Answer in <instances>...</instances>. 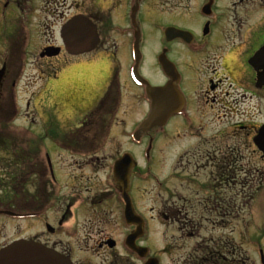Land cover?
<instances>
[{
  "label": "flooded vegetation",
  "instance_id": "flooded-vegetation-1",
  "mask_svg": "<svg viewBox=\"0 0 264 264\" xmlns=\"http://www.w3.org/2000/svg\"><path fill=\"white\" fill-rule=\"evenodd\" d=\"M207 2L208 14H203L202 7ZM189 8L197 21L182 25L181 20L191 14ZM75 17L90 19L96 25L99 43L95 49L99 50L72 54L65 48L61 28ZM137 29L140 74L143 75L142 60L148 58L145 65L150 70L151 63L154 70L162 52L173 68L151 83L164 84L177 73L176 87L183 102L179 112L147 135L148 157L151 162L163 163L158 168L150 165L151 173L161 174L162 178L170 173L169 177L178 179L163 181L164 186L159 182L158 189L166 188L167 192L160 209L147 221L133 202L145 226L142 238H146L151 221L162 217L176 222L175 227L166 225L163 233H170V227L178 232L176 237L206 231L211 243L187 244L198 247L191 254L183 250L176 260L164 264H231L229 260L235 258L241 261L239 264H258L250 247L257 244L261 249L264 244V216L251 218L249 212L240 207L234 211L232 206L249 204V196L242 189L259 190L264 182V63H250L255 51L264 45V0H0V68L4 66L0 110L6 113L2 101L14 92L25 62L39 68L38 79L46 84L60 82L56 65L67 66L74 58L90 57L100 51L105 58L118 61ZM10 60L16 72L10 71ZM119 65H112L116 75ZM127 68L126 62V81L135 88ZM70 78L68 81L74 84V77ZM109 78L112 83L114 77ZM65 82L58 96L60 106L53 107L49 90H37L38 100L26 99L24 109L18 113L24 112L28 119L34 113L41 116L44 105H50L63 131H45L47 122L40 119L34 134L46 135L55 144L60 141L62 148L0 149V248L23 237L56 249L74 264H144L124 242L133 226L123 227L116 221V215L121 217L123 211L120 197L115 191L103 195L101 190L85 185L90 176L83 170L91 171L102 160L89 149L88 141L85 144L89 140L87 133H74L67 124L77 120L81 127L87 125L91 108L103 106L105 92L97 93V97L90 95L93 100L86 101L80 87L74 90ZM17 110L20 107L13 104L10 115H17ZM62 115H71L66 116L68 122L63 123ZM13 134L4 133L2 138ZM89 136L93 140L92 134ZM158 146L160 153L165 151L161 160L155 155ZM70 166L74 169L69 170ZM191 168L190 175L176 173ZM134 174L135 171L130 175V188ZM95 181V186H106L108 182ZM176 185L178 190L172 191ZM186 186L190 189L186 190ZM111 195L117 206L114 217L111 203H104ZM193 204L200 208L195 210ZM211 210L214 216L207 214ZM105 220L113 222L110 229L104 227L108 225ZM121 226L123 231L118 235ZM185 230L187 234L183 235ZM150 234L144 243L152 244L159 237L154 232ZM167 253V246L158 250L163 260Z\"/></svg>",
  "mask_w": 264,
  "mask_h": 264
},
{
  "label": "rangeland",
  "instance_id": "rangeland-1",
  "mask_svg": "<svg viewBox=\"0 0 264 264\" xmlns=\"http://www.w3.org/2000/svg\"><path fill=\"white\" fill-rule=\"evenodd\" d=\"M189 10L191 11V14H187L186 18L184 20H181L182 25H189L197 21L196 20L197 17H195L194 15L191 16L194 13L193 9L189 8ZM104 56H105V53H101L100 51L98 54L95 53L93 56H90V57L85 56V57H80L78 59L74 58L72 60V64L69 63L67 66L62 65V64H65V62L61 63L62 67H60V64H58L55 66V68L57 69V73L59 74L58 78L60 82L50 81L47 84L46 82L38 79L39 75L41 74V72L39 71V68L36 65L34 66L33 63L30 64L29 61H27L28 63L25 62L26 65L22 70L20 78L18 79L17 86L14 88L15 91L18 90V94H19L18 102H20L22 109L24 108V102L26 101V99L31 98V101L38 100L39 94L36 92L37 90H40V91L49 90L50 92L48 93L49 99L51 100V103H53V107L60 106V103L58 102L59 100L58 96L61 94L60 87L61 85H64L63 82L65 81H66L65 85H67V83H70L69 87L74 90H77L80 87L86 101L93 100V98L88 97V96L91 95L92 97H97V93H101L103 91L105 92L106 87L110 84L108 83L110 79L109 76L110 75L112 76L113 74V72L111 71L112 70L111 69L112 59L105 58ZM121 56H124L126 58L124 59ZM121 56L119 60L117 59L118 61L114 60V68L118 64H120L119 69H118V77H119L121 85L123 86L127 85L125 86L127 88L124 89L123 86L119 87L118 83L116 82V84L113 85L110 89H106V90H110L111 92V94L108 96V101H106L105 105L103 104V107L101 108L96 107V108L91 109L89 112L90 125L88 124V125L83 126V129L87 131L86 138L89 140L91 138L89 135L92 134V136H97L100 134L97 137V139L93 138L94 141L92 140L91 144L95 143V139L96 141H100L101 144L96 145V147H94L93 149L91 148V150H95L99 160H102L101 162L100 161H98V163L96 162L95 164L96 167L94 168L91 167L90 168L91 171H89L88 169L83 170L85 174L87 173L86 175L90 176L89 183L85 185L92 187L93 188L92 190H96V189L101 190L103 195L107 193L108 192L107 183H106V186L103 184H99L95 186L94 182H98L95 180H100V182L107 181L108 172L110 170V163L112 159L116 158L120 154V152H122L123 150H127L131 152V154H133V156L137 159L139 168L135 170L136 171L134 174L135 178H133L131 182L132 186L130 188L129 194L131 196L132 201L136 203L137 209L140 210L141 213L146 216L147 214L149 215L155 214L156 211L160 209L159 204L163 201L162 196L166 195L165 192L167 191L165 189L163 190L158 189L161 187L156 182H153L151 177L149 178V175L145 176L144 178H141L139 175L140 172L145 171L144 167H142L144 166L143 165L144 159L139 154L141 146L135 147L133 144H131L130 143L131 138L128 139V135H130V132L132 130L131 128H133L136 122L140 121L143 118L141 116L145 112L146 106L144 103V97H142V95L140 94L138 90L136 91L133 89V87H129V83L125 79L126 62L128 65H130L132 61L128 47H127L126 53H124ZM76 61H80L78 63H82V65H86L85 68L82 71H80L81 73L77 72L79 66H78V63H76ZM147 61H149L148 58H145L142 60L141 73L144 76H146V78L149 79L150 81H154V79L156 78L155 77H153L154 79L152 78L151 76L152 71L150 69L149 64H148V67L150 70H148L147 66L145 65ZM52 62L57 63V61H52ZM19 63L21 62L19 61ZM9 68H10V71L13 70L16 72V67L12 65L11 60L9 61ZM50 68H52V66H50ZM99 68H102V70L100 71ZM70 77L72 78L74 77L73 78L74 84H72L71 81L70 82L68 81V79H71ZM50 80H54V79L51 78ZM84 81H89V82L86 83ZM38 85H40V87ZM6 94L7 93L5 92L3 98L6 96ZM12 100H13V96L7 95V97L2 101V103L5 105L4 107H6L7 110H6V113H2V111L0 110V121L2 122V126H0V134L3 135L5 133V135H7V134L14 133L12 135L14 142H18V146H21V149H25V150L33 149L32 147L29 148L28 139H26V137L30 136L28 132L30 129H32V126H33L32 124L33 122L31 118L28 119L26 117H23V114L21 113L20 117L18 115V117L14 121L8 120L11 116V115H8L10 111L8 107L12 105ZM64 106H67V105L61 104V107H64ZM89 106H90V103L86 104V107L89 108ZM44 110H45L44 115L46 119L50 117L51 118L54 117L53 109L50 107V105H44ZM75 110L76 109H74L73 112H75ZM66 116L70 117L71 115H62L60 119L63 121V123L68 122L67 121L68 119L66 118ZM113 116H115V118H113ZM6 117H8L7 121L6 119H3ZM33 117H34V122L37 123L35 121V120L38 121L37 114L34 113V115L32 116V119ZM38 117L39 119L44 118L42 114L41 116H38ZM69 121L71 122V120ZM75 121L76 120H74L73 122L75 123ZM133 123L134 125L132 126ZM109 125H111L110 131H109L110 134L108 135V137L103 138V135L107 134V127ZM84 142L85 144H87V140H85ZM43 143L46 148H50L52 150L57 149V147L53 145L52 143H50L48 139H45ZM159 144L161 146L160 149H162V141H160ZM0 149H1V146H0ZM160 149L158 146V148L156 149L155 155L157 158L161 157L160 158L161 160L163 158L165 151L163 153H160ZM108 162H109V166H107ZM101 164L104 165L103 168L99 167V165ZM151 164H153V166L155 165L154 168L161 167L163 165L161 161L154 162L153 160ZM70 169H74V167L70 166L69 170ZM63 171L65 172V175H67L66 170H63ZM176 173L183 174V175H190L193 173V170L191 168L187 172L177 171ZM137 176H139V178ZM175 181H177V179ZM79 186H82V185H79ZM171 188H172V191L178 190L177 185ZM189 189L190 188L186 186V190H189ZM242 190L243 192H247L249 196L250 203L248 204V206L250 207V211L252 212L255 211L254 214H256V216L255 215L253 216L255 217H261L262 215L264 216V182L263 184H261V187L259 188V190L257 187L256 188L254 187L246 188ZM112 198L113 197L111 195V197L104 203H111V206L113 207V211L111 212V215L114 217L115 209L117 208V206H116V203H114ZM248 206L242 205V209L245 210L244 212H246ZM192 207L195 210H198L200 208V205L193 204ZM207 214L214 216L215 211L214 210L208 211ZM106 219H109V218H106ZM116 221H118V223L121 224V219L119 215H116ZM220 221L221 220H219L218 222L220 223ZM162 222L163 221L155 220L153 222L151 221V224L155 226L158 223H162ZM104 223L108 224V225H104V227L107 229H110L111 228L110 225L113 224V222L109 220H105ZM170 224L173 227H175L176 222H170ZM163 228L165 227L160 226V229H157L160 237L162 236V234H165L168 237H171L173 239L176 238V235L178 234V232H175L172 227H170L169 230H170V233H174V234L163 233V230H164ZM119 230L120 232L118 233V235L122 233L123 231L122 226L119 228ZM182 234L183 235L187 234V230H185L184 233ZM205 234H206L205 240L207 241L210 238V233H207L206 231H202L201 234H194L196 236H192V237L184 236L187 239L185 242L187 244L195 243L196 241H199L197 239L205 238ZM221 234H225V231H221ZM178 240H181V237H179ZM177 244H180V243H177ZM185 246L187 247V245ZM179 249L180 248H178L177 250ZM229 262L231 264H239L241 261L235 258V259H230Z\"/></svg>",
  "mask_w": 264,
  "mask_h": 264
},
{
  "label": "water",
  "instance_id": "water-1",
  "mask_svg": "<svg viewBox=\"0 0 264 264\" xmlns=\"http://www.w3.org/2000/svg\"><path fill=\"white\" fill-rule=\"evenodd\" d=\"M83 19H77L74 22H70L69 27L73 25V29L64 28V38L70 41L69 33L74 31V35L80 36L79 39L84 40L89 33L93 37V40H87V42L80 44H66V47L72 49V47H78L79 49H73L75 52H81L89 50L96 41L95 30L93 27L87 29L82 23ZM79 22V23H76ZM85 24V23H84ZM95 35V37H94ZM88 37V36H87ZM93 43V44H92ZM264 57V51H260L256 55V60ZM162 67L166 69V62L160 58ZM4 68L0 69V80L3 75ZM134 78L145 84V91L147 97L151 100V110L146 118L139 124L135 134L139 135L142 131H147L154 125H161L167 116L173 111L178 109L180 105V99L178 98L175 89L170 84L164 86H151L143 77H141L134 67ZM135 162L131 158L130 154L125 153L118 158L113 165V178L115 181L121 184L122 195L125 200V216L128 219L129 215L132 216L129 197L127 195V179L129 176V169ZM134 234L131 237L133 240ZM0 264H71L70 261L54 251L44 247L43 245L29 241V240H17L9 246L0 251Z\"/></svg>",
  "mask_w": 264,
  "mask_h": 264
},
{
  "label": "bare ground",
  "instance_id": "bare-ground-1",
  "mask_svg": "<svg viewBox=\"0 0 264 264\" xmlns=\"http://www.w3.org/2000/svg\"><path fill=\"white\" fill-rule=\"evenodd\" d=\"M78 66H79L78 69H82L83 70L86 65H82V63H78Z\"/></svg>",
  "mask_w": 264,
  "mask_h": 264
}]
</instances>
